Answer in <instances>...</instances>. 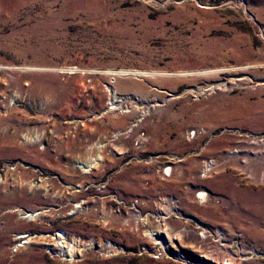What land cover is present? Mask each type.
<instances>
[{
  "label": "rangeland",
  "instance_id": "obj_1",
  "mask_svg": "<svg viewBox=\"0 0 264 264\" xmlns=\"http://www.w3.org/2000/svg\"><path fill=\"white\" fill-rule=\"evenodd\" d=\"M228 263L264 264V0H0V264Z\"/></svg>",
  "mask_w": 264,
  "mask_h": 264
},
{
  "label": "bare ground",
  "instance_id": "obj_2",
  "mask_svg": "<svg viewBox=\"0 0 264 264\" xmlns=\"http://www.w3.org/2000/svg\"><path fill=\"white\" fill-rule=\"evenodd\" d=\"M79 69V68H78ZM75 70H77V68H69L68 69V71L67 72H69V73H72L73 71H75ZM86 71V70H85ZM91 71V70H90ZM96 71V70H95ZM61 72V71H60ZM89 72V71H88ZM103 74V73H102ZM109 74H110V72H109ZM111 74L112 75H114V76H117V77H138V76H148V73L147 72H142V71H137V70H119V71H112L111 72ZM110 74V75H111ZM106 75V74H105ZM151 75V74H150ZM114 97V96H113ZM114 99H115V97H114ZM118 100H120L119 98H118ZM115 102H116V99H115ZM99 160H100V158L98 157L97 158V163L99 162ZM92 166V164L90 163L87 167L88 168H90ZM173 170V169H172ZM172 170L170 169V168H167L166 169V171L167 172H169V173H171L172 172ZM171 171V172H170ZM169 176H172L171 174L169 175ZM198 197H199V199H202L203 201H207V199H209V197L210 196H208L205 192H203V191H201V192H199L198 193ZM37 214H39V213H37V212H32V213H30V212H28V213H24V214H20L19 216H20V218H22V219H32L33 218V216H36ZM261 214V213H260ZM258 223V222H257ZM160 227V226H159ZM204 232V231H203ZM148 235L149 236H152V234L150 233V232H148ZM22 237L23 236H21V237H19L18 239H22ZM55 237L56 238H60L61 240H63L64 241V239H63V234L61 233V232H59V233H57L56 235H55ZM153 238V237H152ZM157 240V239H156ZM155 240V241H156ZM61 242V244H65L66 242ZM158 241V240H157ZM161 241V240H160ZM73 242V241H72ZM67 244V243H66ZM75 244V243H74ZM67 247H69L70 248V253H74V251H75V247L73 246V245H68ZM209 256V255H208ZM219 256V255H218ZM208 258V257H207ZM221 258V257H220ZM223 259V258H222ZM211 260V259H210ZM223 261V260H222ZM229 264V263H228Z\"/></svg>",
  "mask_w": 264,
  "mask_h": 264
}]
</instances>
